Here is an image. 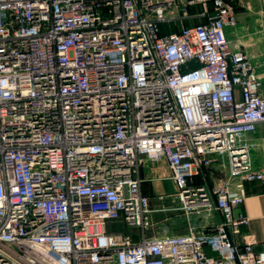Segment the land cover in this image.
Returning a JSON list of instances; mask_svg holds the SVG:
<instances>
[{"label": "built area", "instance_id": "1", "mask_svg": "<svg viewBox=\"0 0 264 264\" xmlns=\"http://www.w3.org/2000/svg\"><path fill=\"white\" fill-rule=\"evenodd\" d=\"M235 8L0 0V264H264V247L235 239L245 184L264 182L249 137L264 123V54L231 47ZM149 154L185 213L219 215L212 234L146 235ZM214 162L226 177L211 190L199 177Z\"/></svg>", "mask_w": 264, "mask_h": 264}, {"label": "crops", "instance_id": "2", "mask_svg": "<svg viewBox=\"0 0 264 264\" xmlns=\"http://www.w3.org/2000/svg\"><path fill=\"white\" fill-rule=\"evenodd\" d=\"M235 10L237 24L226 30L231 47L244 50L253 62H259L261 55L264 54V0H241ZM260 72L261 92L264 93V72ZM249 136L255 141L252 150L253 163L256 167H260L264 156V123L259 124ZM139 176L141 190L149 198L159 197L175 190L174 183L170 179V171L160 154L143 156ZM225 177L226 172L214 162L205 168L203 177L199 178H203L200 181L212 190L219 186ZM245 190L240 211L247 216L248 223L241 227V232L235 239L242 245L244 240L250 237L257 242V247H264V182H248L245 184ZM219 219V215L215 214L213 220L217 223Z\"/></svg>", "mask_w": 264, "mask_h": 264}, {"label": "rangeland", "instance_id": "3", "mask_svg": "<svg viewBox=\"0 0 264 264\" xmlns=\"http://www.w3.org/2000/svg\"><path fill=\"white\" fill-rule=\"evenodd\" d=\"M237 7L241 0H231ZM201 5L197 4L191 10L199 11ZM196 23V20L186 19L179 22H171L169 24H161V33H168L172 31H178L183 26H189ZM227 30V29H226ZM254 30V29H253ZM253 30H250L252 32ZM258 71H263L264 68H259ZM250 137V136H249ZM252 142V150L254 149L255 141L250 137ZM264 156L262 157V162ZM223 170V168H221ZM175 191V190H174ZM173 192L165 194L163 198H158L152 196L149 198L150 209H151V226L145 230V233L149 237L167 236V235H183L189 231L190 227H194L195 231H203L207 234H212L214 232V224L216 223L215 212H211V216L208 220L203 218L201 214H187L180 208L179 201L174 198ZM213 220V221H212ZM115 231L123 233H131L134 239L137 238V231H130L128 226H122L120 223H114L110 225Z\"/></svg>", "mask_w": 264, "mask_h": 264}]
</instances>
